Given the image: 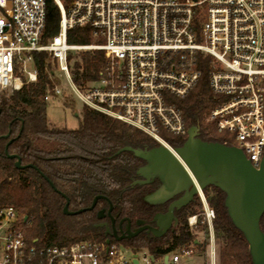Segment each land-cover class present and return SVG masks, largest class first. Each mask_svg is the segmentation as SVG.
I'll return each mask as SVG.
<instances>
[{
    "label": "built area",
    "instance_id": "obj_1",
    "mask_svg": "<svg viewBox=\"0 0 264 264\" xmlns=\"http://www.w3.org/2000/svg\"><path fill=\"white\" fill-rule=\"evenodd\" d=\"M54 2L59 29L44 41L46 0H0V92L36 82L34 54L47 51L52 77L60 81L46 89L45 102L73 97L173 149L162 132L187 136L175 98L198 83L201 53L210 57L212 92L223 96L204 115L205 136H214V125L254 167L264 165V0H70L67 9L62 0ZM76 26L91 27L101 43H69L67 30ZM92 48L105 53L98 78L78 84L70 53ZM198 195L201 210L187 224L197 226L200 215L212 239L215 210L203 191ZM21 219L27 216L17 207L0 204V264H178L181 255L193 252V245L181 246L155 256L107 237L31 244Z\"/></svg>",
    "mask_w": 264,
    "mask_h": 264
},
{
    "label": "trees",
    "instance_id": "obj_2",
    "mask_svg": "<svg viewBox=\"0 0 264 264\" xmlns=\"http://www.w3.org/2000/svg\"><path fill=\"white\" fill-rule=\"evenodd\" d=\"M65 9L70 0H62ZM60 10L54 0H46V21L43 40L58 32ZM67 41L71 44H90L93 40L89 26H76L67 30ZM48 52L34 54L37 81L24 83L18 90L6 94L0 92V204H12L27 219H21L29 243L66 244L79 239H103L104 228L95 224L101 221L97 211L107 208L105 198H99L92 209L77 214H65L63 206L65 194L69 199V210L87 207L97 194L106 196L112 203V214L119 219L131 218L147 213L151 208L141 199L146 191L144 184L131 186L140 159L131 151L114 154L120 147L130 145L142 147L154 146L158 142L139 129L100 111L82 107L77 127L55 128L48 124L42 99L46 89L59 82L52 77V68ZM105 60L101 49L80 54V62L72 64V78L81 84L98 78L99 70ZM210 57L198 53L196 66L201 77L196 86L183 98H177L176 104L181 110L186 125H197L199 135L205 140H217L232 144L222 136H205L207 126L204 115L218 105L223 96L212 92L208 74ZM53 78V79H52ZM162 137L172 146H180L186 136H174L167 131ZM9 139H12L8 143ZM53 142V146L44 148L37 140ZM8 143V145H7ZM19 155L22 164H34L49 182L33 167L17 168L15 158L6 155ZM208 203L215 210L213 220L214 233L223 239L220 253L221 264H253L248 244L242 232L231 222L224 206L225 193L217 186L203 189ZM201 206L199 198L181 207L178 226L157 238L138 235L123 239L124 244L134 248H147L155 256L170 252L181 246H190L194 235L186 224L189 215L198 213ZM108 219V218H105ZM260 227L264 231V213L260 218ZM34 239L36 241L34 242Z\"/></svg>",
    "mask_w": 264,
    "mask_h": 264
},
{
    "label": "water",
    "instance_id": "obj_3",
    "mask_svg": "<svg viewBox=\"0 0 264 264\" xmlns=\"http://www.w3.org/2000/svg\"><path fill=\"white\" fill-rule=\"evenodd\" d=\"M11 141L12 139H9L8 143ZM7 145L6 155L16 159L14 164L17 168L33 167L42 174L34 164H22L19 155L9 154ZM173 149L175 153L158 142L149 148L125 145L114 153L131 151L134 156L146 161L136 171L143 178L133 181V184L148 183L155 176H159L163 181L159 189L144 196L146 201L154 203L180 194L170 202L165 213L155 214V226L143 224L132 230L130 218L116 219L112 214L111 201L102 194L95 195L89 206L77 210H69V199L63 194L65 197L63 212L81 213L92 209L99 198H105L108 207L97 211V218L101 221L95 225L104 228L106 241L110 238L118 241L130 239L141 230L158 237L171 226L175 209L188 204L194 195L199 194L205 187L214 185L225 193L224 206L227 214L232 224L246 239L252 263L264 264V231L260 227V218L264 213V165L254 167L244 152L235 145L201 138L197 125H191L184 142ZM43 177L54 187L45 175ZM137 223H142V220H137ZM166 260L165 256L164 261ZM134 262L136 263V260Z\"/></svg>",
    "mask_w": 264,
    "mask_h": 264
},
{
    "label": "rangeland",
    "instance_id": "obj_4",
    "mask_svg": "<svg viewBox=\"0 0 264 264\" xmlns=\"http://www.w3.org/2000/svg\"><path fill=\"white\" fill-rule=\"evenodd\" d=\"M92 38L93 40H97L93 36ZM93 43H95V41ZM93 50L95 49L93 48L92 49H82V50L71 52L70 53L71 64H73L75 61L80 62L81 53L86 52V51L91 52ZM48 60L50 61V55L48 56ZM50 65L53 70L54 66L51 64V61H50ZM62 84L64 85L66 84L65 80H62ZM11 91L12 90H9V89L6 90V94H10ZM82 107H83L82 103L78 101L77 99H74L73 97L72 98L71 97H65V98L59 97V98L50 99L49 101L46 102V108H45V115H46L48 124L51 127H55V128L77 127L79 124V120L81 118ZM209 130L212 132V135H214L213 137L215 138L220 136L221 134L217 132L214 125H210ZM221 137L233 143V140L227 133L224 132ZM37 143L38 145L44 148H49L53 146V142L44 140V139H38ZM205 196L207 198L212 196V192L209 191L208 194L205 193ZM200 210H201V206H198L197 212H200ZM201 219L202 218L199 215L197 226H194L192 228L189 227V230L194 235L195 240L199 242L198 245L195 247L194 246L192 247L193 248L192 253L181 255L178 264H212L211 250L215 253V264H221L220 263V253H221V248L224 244L223 239L214 233L213 221H212L213 236L211 239L210 233H209V227L206 223L201 222ZM186 224H187V220H186ZM120 242L124 244L122 240ZM142 264H145V263L142 262ZM154 264H161V263L160 261H157Z\"/></svg>",
    "mask_w": 264,
    "mask_h": 264
},
{
    "label": "flooded vegetation",
    "instance_id": "obj_5",
    "mask_svg": "<svg viewBox=\"0 0 264 264\" xmlns=\"http://www.w3.org/2000/svg\"><path fill=\"white\" fill-rule=\"evenodd\" d=\"M145 147L149 148V147H152V146L144 145L141 148H145ZM145 163H146V161L140 159V163L137 166L136 171H137V169L140 166L144 165ZM142 178L143 177L141 175H139V174H137V172H135V176L133 177V180L131 182V186L132 185H135V184H144L145 186H147L146 191L141 195V199L151 208V210L149 212H147V213H143V214H141L139 216H135L133 218H131L129 216H123V217H129L130 218V220H131V229L132 230L138 228L139 226H141L143 224H148V225L155 226L156 225L155 220H154L155 214H157V213H165L167 211V209H168V206H169L170 202L180 196V194H176V195H173L171 197H167L165 199H161L159 201H156L154 203H150V202H148V201H146L144 199V196L147 195V194H149V193H151V192H154L157 189H159L163 185V181L159 178V176H155L154 178H151V181H149L148 183H139V182H136V183L133 184V181H135L137 179H142ZM197 198H199L198 193L194 195L193 199L189 203L196 201ZM179 209H175L174 210V219H172L171 226L162 235L156 237L152 233H147L146 230H141L135 236L144 234L147 237H149L150 239L155 240L157 238H160L161 236H163L167 232L174 230L178 226V224L180 222V216L177 214V212H178ZM137 220H142V223H137ZM198 243L199 242L194 239V242L191 245H193L195 247V246L198 245Z\"/></svg>",
    "mask_w": 264,
    "mask_h": 264
},
{
    "label": "bare ground",
    "instance_id": "obj_6",
    "mask_svg": "<svg viewBox=\"0 0 264 264\" xmlns=\"http://www.w3.org/2000/svg\"><path fill=\"white\" fill-rule=\"evenodd\" d=\"M169 148V147H168ZM170 149V148H169ZM171 151H173L174 153H175V151H174V149H170Z\"/></svg>",
    "mask_w": 264,
    "mask_h": 264
}]
</instances>
